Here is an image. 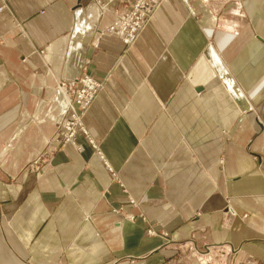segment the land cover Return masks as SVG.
<instances>
[{
	"label": "crops",
	"instance_id": "crops-1",
	"mask_svg": "<svg viewBox=\"0 0 264 264\" xmlns=\"http://www.w3.org/2000/svg\"><path fill=\"white\" fill-rule=\"evenodd\" d=\"M93 1L0 0V264H264V0Z\"/></svg>",
	"mask_w": 264,
	"mask_h": 264
},
{
	"label": "built area",
	"instance_id": "built-area-1",
	"mask_svg": "<svg viewBox=\"0 0 264 264\" xmlns=\"http://www.w3.org/2000/svg\"><path fill=\"white\" fill-rule=\"evenodd\" d=\"M100 1L101 0H99V2ZM159 1L160 0H132L133 4L128 8L126 7L122 12H119L117 17L105 29V32L118 36L127 45L131 44V42L136 40L141 28L148 21L153 8ZM127 2H129V0H127ZM62 84L64 85V83ZM99 88L100 83L88 75L83 74L76 78L74 89L72 92L70 91L71 104L66 112L67 117L69 116V120L67 121V117H64L65 119L60 124L62 126L61 139L66 141L70 140V138L73 139V135L78 126L86 133V130L81 127L79 122L78 109L81 112L86 108ZM75 105H77V107H75ZM68 131H70L69 136H67ZM200 264H203V262L200 261Z\"/></svg>",
	"mask_w": 264,
	"mask_h": 264
},
{
	"label": "bare ground",
	"instance_id": "bare-ground-1",
	"mask_svg": "<svg viewBox=\"0 0 264 264\" xmlns=\"http://www.w3.org/2000/svg\"><path fill=\"white\" fill-rule=\"evenodd\" d=\"M110 1L111 0H105V1H102V2H100V3H97L96 1H93L92 3H94L98 8H101V9H103V10H106V11H109V10H111L113 13H114V16H115V18L117 17V13H115L114 12V10H112L111 9V6H110ZM161 1V0H160ZM159 1V2H160ZM183 1V3H185V4H187V6H188V9H189V12L191 13V14H193L194 15V13H195V11H194V9L189 5V0H182ZM158 2V3H159ZM158 3H157V5H158ZM156 5V6H157ZM155 6V7H156ZM155 7L153 8V10L155 9ZM2 8V7H1ZM0 8V9H1ZM153 10H152V12H153ZM151 16H152V14L149 16V18H151ZM149 20V19H148ZM147 23V22H146ZM145 23V24H146ZM145 24L143 25V27L145 26ZM142 27V28H143ZM142 28H141V30H142ZM138 37V36H137ZM137 39V38H136ZM136 41V40H135ZM135 41H133V42H131V44L132 43H134ZM130 45V44H129ZM100 89V88H99ZM97 94V93H96ZM96 94H94L93 95V97L91 98L92 100L95 98V95ZM92 100L90 101V104H91V102H92ZM71 104V97L69 96L68 97V106H67V110H68V108H69V105ZM89 104V105H90ZM88 105V106H89ZM88 106L86 107V108H84L81 112L79 111V109H78V112H79V122L81 123V114H82V112L83 111H85L87 108H88ZM75 107H77V105H75ZM62 119H61V122L60 123H62ZM70 131H68V133H69ZM69 136V135H68ZM61 138H62V136H61ZM66 141V140H65ZM66 142H68V143H72L73 144V146H74V144H75V142H74V140L72 139V138H70V140H68V141H66ZM75 148H77L78 149V146L75 144ZM211 257L208 255V254H202V255H200L199 256V259L202 261V262H205V260H208V259H210Z\"/></svg>",
	"mask_w": 264,
	"mask_h": 264
},
{
	"label": "rangeland",
	"instance_id": "rangeland-1",
	"mask_svg": "<svg viewBox=\"0 0 264 264\" xmlns=\"http://www.w3.org/2000/svg\"><path fill=\"white\" fill-rule=\"evenodd\" d=\"M94 4V3H93ZM131 4H133L132 3V0H129V2L128 3H124V5H125V7H129V6H131ZM95 5V4H94ZM99 11L102 13V12H105L106 10H103V9H101V8H99ZM109 11H111V10H109ZM123 11V10H122ZM122 11H120L117 7L116 8H114V12L115 13H119V12H122ZM113 15H114V13H113ZM194 15H195V13H194ZM114 19H115V16H114ZM60 91H61V93L63 94V96H64V98H65V101H66V108H65V113L67 112V106H68V97H66V94H64V90L61 88V89H59ZM90 106V105H89ZM89 106H88V108H89ZM87 108V109H88ZM86 109V110H87ZM85 110V111H86ZM85 111H83L82 112V114H81V122H82V116H83V114H84V112ZM64 113V114H65ZM63 117V116H62ZM69 118V116L66 118L67 119V121L69 120L68 119ZM62 119V118H61ZM63 120V119H62ZM60 122H61V120H60ZM81 124V123H80ZM82 127V126H81ZM83 128V127H82ZM85 129V128H84ZM77 132H81L82 134H84V135H86V133H84V131L78 126L77 127V129L75 130V133H74V135L77 133ZM62 134V133H61ZM69 135V133H67V136ZM74 135H73V137H74ZM91 142V144H92V141H90ZM73 145V144H72ZM100 156H102V155H100ZM131 202L133 203L134 201L133 200H131ZM229 212L230 213H233L234 211L231 209V210H229ZM127 217H129V216H127ZM130 218V217H129ZM150 230V232H153L154 230L153 229H149ZM154 233V232H153ZM201 255V254H200Z\"/></svg>",
	"mask_w": 264,
	"mask_h": 264
}]
</instances>
